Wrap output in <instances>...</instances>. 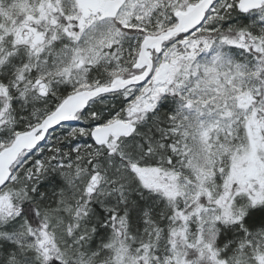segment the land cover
I'll return each instance as SVG.
<instances>
[{
  "label": "snow or ice",
  "instance_id": "6c2138e0",
  "mask_svg": "<svg viewBox=\"0 0 264 264\" xmlns=\"http://www.w3.org/2000/svg\"><path fill=\"white\" fill-rule=\"evenodd\" d=\"M0 264H264V0H0Z\"/></svg>",
  "mask_w": 264,
  "mask_h": 264
}]
</instances>
